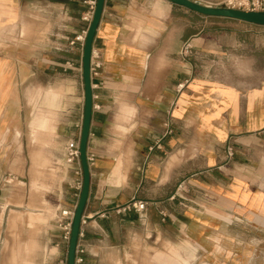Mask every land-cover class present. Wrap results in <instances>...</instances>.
Here are the masks:
<instances>
[{"label": "crops", "instance_id": "obj_1", "mask_svg": "<svg viewBox=\"0 0 264 264\" xmlns=\"http://www.w3.org/2000/svg\"><path fill=\"white\" fill-rule=\"evenodd\" d=\"M88 10L87 0H0V193L4 174L29 186L34 164L48 157H34V133L46 119L35 117L39 91L54 105L57 161L68 138L79 140L83 43L75 36L86 31ZM180 13L186 22L195 14L168 0H104L92 40L100 66L90 74L81 264H264V77L253 79L252 66L250 79L213 73L209 56L232 50H210L203 28L180 31ZM242 22L233 56L248 46L257 52L259 36L264 52V25ZM185 41L199 57L181 54ZM59 173L55 205L0 206V220L28 210L27 233L7 236L11 250L3 251L0 230V264H67L55 217L74 210L80 189L71 169ZM132 198L147 202L143 212L115 211Z\"/></svg>", "mask_w": 264, "mask_h": 264}, {"label": "rangeland", "instance_id": "obj_2", "mask_svg": "<svg viewBox=\"0 0 264 264\" xmlns=\"http://www.w3.org/2000/svg\"><path fill=\"white\" fill-rule=\"evenodd\" d=\"M209 2H205L206 4L210 5H225V6H234V7H244V5H239L235 0H208ZM241 1V0H238ZM204 3V2H203ZM90 21V20H89ZM246 24L242 21H238L235 19H228L223 17H211V16H204L199 15L198 13L194 14V17L191 19L189 17V22H186L183 18V16L180 13V20H179V28L181 30L186 29H195L203 28V31L201 33V37L204 39L203 42H209L211 41L212 46H210V50H217V47L213 44H223V46L227 47V49H231L233 53V48L231 47V43L233 42L234 38V28L236 26ZM86 32V31H85ZM77 36V35H76ZM75 36V37H76ZM243 41L246 43L249 42L250 35L248 33H243L242 36ZM76 39V38H75ZM77 40V39H76ZM258 41L259 47L257 52L250 53L249 49L250 47H244L242 52V58H235L232 54V56H229L227 58L218 59L214 56H209V60L212 61L210 68L213 73H216L218 75H221L222 77H225L229 80H234L238 78L242 79H250V73L248 72V67L252 66L253 71H255L256 74H253V79L255 77L261 78L264 77V52L262 50V40L261 36L258 37V39H255ZM84 41V40H83ZM82 42V41H81ZM83 43V42H82ZM238 55V54H237ZM253 55V56H252ZM253 57V61L251 62L250 59ZM200 60L198 59V62L201 64L200 68H203L204 65ZM209 61V62H210ZM203 65V66H202ZM70 100L68 99L67 105ZM52 105V106H51ZM53 104H48V99L43 98L41 95V92L36 94V103H35V117L37 116H43L45 114V123L44 127L41 128V130L35 131L34 142L36 144H40V146L34 147V157L35 159L42 158V152L45 151L48 152V157H46L44 162L35 163V170L33 171L34 178L30 180V184L28 186L26 179L19 178V179H11V176L8 174L3 175L2 182L4 183L3 191L0 193V206L1 207H10V205L13 204H19L23 205L29 200L32 202L31 204H28V206L34 207L36 209L42 208L43 205L41 204H34V202H39L42 204H48V203H56L55 197L52 193L53 190H55V187L59 185L60 182H62V175L59 172H63L64 169H71L70 166H68L65 163L64 160V154H63V161H57L58 152V143L56 140L53 139L52 130L50 129V126H52L53 121V110L52 107ZM69 106V105H68ZM43 114V115H41ZM67 141V140H66ZM47 145L44 147V144ZM49 146H48V144ZM65 145V144H64ZM13 148L11 146L5 147L4 150L9 152ZM26 147H23L22 145H19L18 147V153L21 155L26 154ZM32 150V148H29ZM57 157V158H56ZM10 163L4 164V168H10ZM22 164H20L21 166ZM26 166V163H25ZM22 167V166H21ZM73 172V170H72ZM13 183V190H11V184ZM29 187V190L27 189ZM55 205V204H54ZM28 210L22 211L23 216L19 215H12L10 210L4 211L2 215V220H0V230L2 231L1 238L4 239L6 237V241L2 244L3 251L11 250V242L10 239L7 238V236H10L11 234L20 235L25 234L26 229L24 227V220L28 217L27 214ZM35 212H42V210H35ZM60 214V212H59ZM55 213L51 214V217H54ZM59 218L60 215L55 217L57 224L59 225ZM60 227V225H59ZM17 249L20 250L18 247Z\"/></svg>", "mask_w": 264, "mask_h": 264}, {"label": "water", "instance_id": "obj_3", "mask_svg": "<svg viewBox=\"0 0 264 264\" xmlns=\"http://www.w3.org/2000/svg\"><path fill=\"white\" fill-rule=\"evenodd\" d=\"M173 4L187 8L195 13L228 19L240 20L257 25H264V11L244 10L225 5H210L198 0H168ZM104 0H96L95 6L87 26L82 48V84H83V115L78 140L80 163L82 168V184L77 203L71 218L70 236L67 244V264H74L75 247L80 229L82 211L88 195L90 172L86 160V144L92 112V92L90 79V52L95 29L102 12Z\"/></svg>", "mask_w": 264, "mask_h": 264}, {"label": "built area", "instance_id": "obj_4", "mask_svg": "<svg viewBox=\"0 0 264 264\" xmlns=\"http://www.w3.org/2000/svg\"><path fill=\"white\" fill-rule=\"evenodd\" d=\"M231 1V0H230ZM239 5H244V7H234V6H228V7H234V8H240L244 10H256V11H264V0H235ZM96 0H87L89 10L86 12V14L83 16L84 20L89 21L92 12L95 6ZM85 36V31H82L80 34H78L75 38L79 41L84 40ZM181 54L186 57V56H200V54L195 51L190 44V42L185 41ZM99 52L91 48L90 52V74H95L97 72V69L100 66V60H99ZM226 155L228 157H231L233 155V147L230 145L226 146ZM64 160L65 163L70 166L73 170V173L77 176L74 186L78 189L81 188L82 184V168H81V163H80V156H79V147H78V140L73 139V138H68L65 145H64ZM86 160L89 164L92 161V156H89L86 154ZM147 202L144 200H139L136 198H132L128 202L124 203L122 206H117L115 208V211H125L133 208L134 210L138 212H143L145 207H146ZM73 210H68V209H62L60 210V218H59V225L60 228L62 229V239L68 244L69 236H70V229H71V218H72ZM102 215L104 212L101 213ZM79 236L82 235V230L81 228L79 229ZM84 249L83 247H80L76 245L75 247V256H74V264H81L82 262V253Z\"/></svg>", "mask_w": 264, "mask_h": 264}]
</instances>
